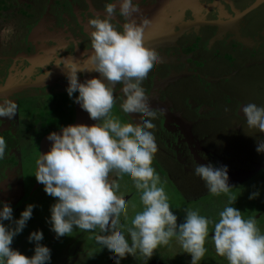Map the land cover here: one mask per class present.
<instances>
[{"label":"flooded vegetation","instance_id":"af4514ba","mask_svg":"<svg viewBox=\"0 0 264 264\" xmlns=\"http://www.w3.org/2000/svg\"><path fill=\"white\" fill-rule=\"evenodd\" d=\"M13 1L18 6L11 14L14 24L10 26L7 23L9 13L6 7H3L0 15V96L12 99L17 106L16 113L11 118H0V137L5 141L4 156L0 158V177L2 176L0 202L10 204L11 208L18 202L20 190L24 191L21 178L28 173L34 174V170L29 168L27 173L25 166H22V169L15 168L25 142L32 139L27 138L21 142V136L27 132L29 135L41 132L45 136L50 131H59L61 126L75 123L78 113L77 103H74L65 91V82L63 88L60 87L61 82H56L58 78L65 77L63 71L66 72L67 69L57 67L53 75H47L50 72L51 61L58 59V63L62 64L63 57L74 59L78 66L84 68L83 72H77V77L83 80L87 78L83 74L90 77L98 75L87 70L91 66L86 63V56H81L86 50L83 49L79 37L63 36L55 22L52 24L50 18H44V14L49 11L64 12L68 0H4V4L11 7ZM253 1L135 0L138 12L132 16L137 23L141 19L148 20L144 25V45L147 50L155 48L158 53L156 55L158 63L150 78L143 83V88L150 107L158 113L153 121L152 131L157 138L155 143L157 147L160 146L162 157L154 155L152 163L159 169L161 175L167 174L163 152L168 154L167 159L169 156H173L174 160L188 157L192 164L211 162L214 165L215 161L221 162L226 156V162H230V165H227L230 194L236 196L239 192V183L253 176L259 168H264V162H254L253 165L246 167L235 164L240 163L239 160H245L244 148L247 138L264 139V134L248 130L244 126L242 112L244 104L251 102L260 105L264 97V3L250 13L241 15ZM83 3L84 7H72L74 15H78L80 24L82 19L86 21L90 13L99 16L105 14L103 3L97 5L94 0H83ZM202 3L209 4L204 12L212 7L224 12L222 15L219 14L222 17L220 22H210L211 18L197 16ZM41 6L46 9L45 13L44 10L41 11ZM116 6L118 7V4ZM113 22L119 26L122 19L114 16ZM52 25L54 28L57 27V31L49 28ZM58 31L59 33H56ZM230 38L233 39V44L225 46L224 41ZM221 56L226 59L220 60ZM225 71L230 73L228 78H224ZM221 84L228 89L236 85L241 92L233 96V99L229 90H225V94L217 97L213 91ZM37 93L39 96L43 93L50 101L49 115L40 113L35 119L30 120L26 117L31 113L30 97ZM226 93L231 96H227ZM57 95H61V105L55 109ZM215 97L226 98L228 106L220 104ZM121 98L120 85H116L114 88L116 103L112 111L118 113L117 118L122 122L139 124L142 117L128 116L119 110ZM228 117L231 119L226 120L230 124L223 134L226 135L225 143L213 146V141L208 135L214 138V130L208 128V123L224 121ZM203 123L205 125H202ZM166 130L167 134L161 132ZM42 142L43 140L39 144L40 152L43 150ZM222 147H225V153L227 149L233 156L230 152L226 155L221 154ZM8 167L11 168L5 171ZM33 168L35 169L34 162ZM6 172L8 173L4 178ZM167 175L173 181L170 174ZM32 178L28 187L38 193L42 184L38 183L35 177ZM197 179L200 189L196 194H192L188 201L208 194L203 181L199 177ZM182 181H179V185H183ZM174 187L182 193L177 183ZM122 197L128 203L133 200L134 193ZM185 199L183 196V200ZM208 202L201 201L204 204ZM202 209L204 213L208 210ZM263 213L264 207L261 214ZM208 229L210 230V226ZM81 232L77 231L73 238L65 240L63 250L60 252L62 254H58L61 248L54 247L56 239L45 245L50 252L54 250L58 255L52 259L51 264H72L78 254L85 252L82 245L85 237L80 240V244L72 245L73 239ZM209 246L212 254L197 264H220L221 259L216 255L211 242ZM10 247L18 250L13 242ZM21 251L26 256L33 252L31 247L28 251L23 249ZM107 259L114 263L113 255L109 254ZM138 259V264H190V255L182 252L175 238L170 239L166 245H158L147 260L142 256ZM121 262L125 264V259L122 258ZM127 264L132 263L129 261Z\"/></svg>","mask_w":264,"mask_h":264},{"label":"clouds","instance_id":"9594fccd","mask_svg":"<svg viewBox=\"0 0 264 264\" xmlns=\"http://www.w3.org/2000/svg\"><path fill=\"white\" fill-rule=\"evenodd\" d=\"M103 8V16L94 15L87 20L89 47L81 54L91 66L87 70L98 75L81 81L77 72L84 68L74 59L63 57V63L56 64L67 69L63 72L68 97L94 123L68 124L61 126L59 132L50 131L46 137L50 147L39 151L34 161L35 180L55 198L47 220L50 230L56 237L72 234L74 226L82 232H92L99 246L97 251L107 250L113 255L114 264H119L125 255L138 254L147 260L158 245L175 238L182 252L190 255V264H197L205 254L208 226L212 225L215 253L227 264H264V233L254 217L245 219L232 206L236 196L229 193L227 166L217 167L209 162L194 163L192 167V174L203 181L210 195H226L227 202L218 212V219L213 222L199 214L198 209L185 208L183 222L177 223L163 184L152 167L157 152L152 129L158 113L150 107L143 83L153 73L158 57L144 45V25L148 20L137 23L132 16L138 12L135 0H107ZM114 16L122 19L119 26L113 23ZM116 85H120L122 93L119 110L128 116L142 117L139 124L122 122L112 115ZM16 107L12 99L0 96V118H11ZM242 112L244 126L264 134V105L250 102L244 104ZM255 150L264 153V140L256 139ZM4 152L5 141L0 137V158ZM112 176L131 179L140 193L141 208L130 221L127 201L115 194L118 185ZM258 195V191L251 192L248 198ZM32 208V204L26 205L19 218L13 220L10 204L0 202V264L50 261V249L40 243V230L27 237L34 242L31 256L10 247L13 237L31 217ZM5 220L9 225H5Z\"/></svg>","mask_w":264,"mask_h":264},{"label":"rangeland","instance_id":"374dc122","mask_svg":"<svg viewBox=\"0 0 264 264\" xmlns=\"http://www.w3.org/2000/svg\"><path fill=\"white\" fill-rule=\"evenodd\" d=\"M96 2L97 5H99L98 3H103L105 4L107 2V0H94ZM207 3H202L200 5V10L199 12H197V16L201 17V18H211L210 22H220L219 20L222 18L221 16H219V14H224V12L222 11H218V9L216 10L215 8H210L209 11L204 12L205 10H207L208 8ZM212 5V4H211ZM84 7V3L83 0H68V6L67 9L62 12V11H49L46 14H44V18H50L53 22L56 23V25L58 26V29L61 30V34L63 36H76L79 37L78 39L81 40V44L83 49L87 50L89 47V42L87 39V32L89 30V25L87 24V20L94 16V15H99V14H95V13H90L89 15H87V19L86 21H84L82 19L81 24L79 23V19H78V15L75 16L74 12L72 11V7ZM215 6L217 8L218 5L215 4ZM15 7H18L17 4L13 1V5H11V7L9 5H6V9L7 12L9 13V19L7 21L8 24L13 25L14 21H13V17L11 16V14L16 11L14 10ZM69 7V9H68ZM39 8V7H38ZM41 11L44 10V13L46 12V9L44 8V6L40 7ZM19 22V21H18ZM17 22V23H18ZM114 23V22H113ZM115 24V23H114ZM52 31H57V27L54 28L53 25L49 27ZM56 33H59L56 32ZM80 35L81 38H80ZM83 38L85 40H83ZM240 41V39H239ZM225 46H230L233 44V39H228L226 41H224ZM235 44V43H234ZM150 52H153L155 55H158V53L156 52L155 48L153 49H148ZM61 54V53H60ZM59 54V55H60ZM223 56H221L219 59L222 60ZM226 59V58H225ZM52 63L49 65L50 69H49V73L47 75L50 74H54V71L57 69V63H58V59H55L53 61H51ZM48 65V64H47ZM45 65V66H47ZM44 71V70H43ZM258 71V70H257ZM48 72V71H47ZM46 72V73H47ZM226 76H224V78H228L229 74L228 71H225ZM259 73V72H258ZM85 77L89 78L90 75H86L83 74ZM78 80H83V78H79L77 77ZM56 82H61V86L60 87H64L63 83L65 82V85H67V81L65 79V77L63 78H58L56 80ZM225 84V83H224ZM224 84L221 85H217L216 89H214L213 93L218 97L220 95L225 94V90H229L231 95L227 94V96H231L233 99V96H236V94L238 92H241V90H238V87H236V85L234 87H232L231 89L228 88H224ZM224 86V87H223ZM66 87V86H65ZM241 89V87H239ZM42 95L39 96V94L37 93L36 95H31L30 97V114L26 117H28L30 120L35 119V117L37 115H39L40 113H43L46 115V113L49 115V108L48 106H50V101L44 96L43 93H41ZM74 96L76 95V93H73ZM215 97L218 102L220 104L223 105H227V100L226 98H217ZM61 99V95H57L55 96V100H56V108H59V106L61 105L60 102ZM262 101L264 102V97H262ZM262 102V103H263ZM262 103L260 105H262ZM228 106V105H227ZM112 115L119 117L118 113H116L115 111H112ZM59 116V115H58ZM231 118H227L224 119V121H212L210 123H208V128L214 130V138L210 135H208V137L210 138V140L213 141V146L218 145V144H224L225 143V139H226V135L225 134V130L228 127L227 125L230 124L229 121L226 120H230ZM228 122V123H226ZM202 125H205V123H203ZM211 126V127H210ZM43 129V128H41ZM40 129V130H41ZM163 134H167L168 130H166L165 132L161 131ZM47 135V134H46ZM45 135V136H46ZM43 135V133L41 132H36L34 133V135H29V132H27L26 134L21 136L20 141L24 142L27 138H32L30 141L25 142V146L22 148V155L18 158V163L17 166H15L16 169H22V166H25V170L28 173V168L30 170H34L33 168V162L35 161V159L37 158V154H39V144L41 143V141L43 140V138L45 137ZM256 139L257 140H264L262 137H249L245 140V148H244V161L239 160L240 163H235L237 164L239 167L243 166H249V165H253L252 163L254 162H264V153H257L255 150L256 147ZM157 138L155 136V142H156ZM218 143V144H217ZM222 152L221 154L226 155L227 153H229L230 151L226 149V153H225V147H222ZM160 146L157 147V152L155 153V156H161V151H160ZM166 154L165 152H163V156L165 158V164H166V170H167V174H170V176L173 178V181H171V178L166 174V175H161L159 172V169L155 168L153 163H152V167L155 171V173L159 176L160 181L163 184L164 190L168 196V202L169 205L171 207V210L175 213V215L177 216V222L182 223L183 222V218H184V209L185 208H191V209H198L199 210V214L204 215L206 217H209L213 220V222H215L218 219V212L221 211L225 205V203L227 202V197L225 194H220L218 196H213L208 194H203L200 195L199 197L197 196L195 199L193 200H189L191 199V195L192 194H196V191H198L199 188V184H198V179L197 176H194L192 174V167L194 164L190 163V160L188 157H185L182 160H174L173 156H169L170 158L167 159L166 158ZM230 154L232 155V153L230 152ZM168 155V154H167ZM233 156V155H232ZM168 163H167V161ZM31 162V163H30ZM178 162V164H177ZM227 166L230 165V162H226V156H224L221 159V162H217L215 161L214 166ZM255 167V166H252ZM11 167H8L5 171H8ZM2 171V170H1ZM8 172H6L4 174V178L6 177ZM177 174V175H176ZM34 175H30L29 173L27 175H24L21 178L22 184L24 186V191L19 193L18 196V202L15 203V205L12 207V217L13 220L19 218V214L20 212L26 207V205L28 204H32L33 208H32V214L31 217L26 221V224L24 226V228L21 230L20 233H18L17 235H15L12 239V242L14 243L15 247L18 249V251L22 252L21 249H23V251H28L31 247V250H33L34 248V242H30L27 237L29 235L30 232L32 231H36V230H40L42 233V240L40 241L41 244L43 245H48L49 243H52L54 241V239H56V242L54 243V247L56 249L61 248L60 251L58 252V254H62L60 253L63 250L64 244H65V240L67 241V239L69 238V240L71 238H73L72 236L77 232L80 231L78 229L75 228V226L73 227V232L70 235H65V236H61V237H56L55 233L53 231L50 230V224L47 222L48 217L50 215L49 213V208L50 205H52L55 202V198H53L52 196L46 194L43 190V186L41 185L40 187V191L34 192V189H30V187H28L29 182H31L33 180ZM2 179V176L0 177V180ZM112 180L118 185V190L116 191L115 194H118L119 196H123V195H127L129 193H134V198H132L133 200L127 203V215L129 218V221L131 220V218L134 216V214L140 210L141 205H140V201H139V196L140 193L135 189V187L133 186V182L131 179L127 178V177H122V176H112ZM182 181L183 185H179V181ZM179 186V188L182 190V193L178 191V189H175L174 184H176ZM258 191L259 195L256 196L253 199H249V194L251 192H255ZM180 195H179V193ZM229 193H231V191L229 190ZM185 196V200H183V196ZM202 202H208L207 204L201 203ZM201 203V204H200ZM233 207L239 209L241 211L242 216L247 219L248 217H254L256 219V223H257V227L260 229V231L262 233H264V213L261 214L263 207H264V168L262 169H258L256 171V173L253 176H250L249 178L245 179L244 181H242L241 183H239V192L236 193V199L232 205ZM202 208H208V210L204 213V209ZM259 215V216H258ZM259 217V219H258ZM5 225H9V221L5 220L4 221ZM123 223V220H122ZM210 226V230L209 232H212V225ZM98 231V230H97ZM85 237V240L82 242V245L84 246L85 252L84 253H80L76 256V258H74V261L72 262V264H114L112 260L107 259V256L109 255V253L107 252V250H100L97 251L99 246L96 244L95 240H94V234L92 232H84V233H80V235L77 237H75L73 239V244L72 245H77L80 244V240ZM211 242V234H209V236L206 238L205 240V254L202 257V260L206 257L212 254L211 249H210V242ZM79 249V248H78ZM214 249V247H213ZM79 250H82V248H80ZM97 251V252H95ZM94 252V253H93ZM88 253H93L91 256L88 255ZM33 254V252H31V255ZM30 255V256H31ZM137 254V256H133V255H125L124 259H125V264H127L129 261L132 264H138L139 263V256ZM58 255L57 253L52 250V252H50V261L46 262V264H51L52 259L57 258ZM138 257V258H137ZM219 257V256H218ZM114 258V257H113ZM221 261L220 264H227V261L220 257ZM119 264H124L121 262H119Z\"/></svg>","mask_w":264,"mask_h":264},{"label":"water","instance_id":"95a60500","mask_svg":"<svg viewBox=\"0 0 264 264\" xmlns=\"http://www.w3.org/2000/svg\"><path fill=\"white\" fill-rule=\"evenodd\" d=\"M263 2H264V0H256V2L249 7V9H247L246 11L243 12V15L247 14L250 11H252L254 8H257ZM166 4H168V3H166ZM163 6H164V4H163ZM76 123H84V124H92V123H94V121L89 119L88 114L84 110H82L79 107V105H78V113H77V116H76V120H75V123H73V124H76ZM56 132H59V131H56ZM46 137H47V135L44 137L43 142H42V144H43L42 152L47 151L48 148L50 147V141H48L46 139Z\"/></svg>","mask_w":264,"mask_h":264},{"label":"trees","instance_id":"16d2710c","mask_svg":"<svg viewBox=\"0 0 264 264\" xmlns=\"http://www.w3.org/2000/svg\"><path fill=\"white\" fill-rule=\"evenodd\" d=\"M3 7H6V4H4V0H0V15L2 13V9ZM55 111V110H54ZM57 124V123H56ZM59 126V125H56V127Z\"/></svg>","mask_w":264,"mask_h":264},{"label":"crops","instance_id":"0c3cea01","mask_svg":"<svg viewBox=\"0 0 264 264\" xmlns=\"http://www.w3.org/2000/svg\"><path fill=\"white\" fill-rule=\"evenodd\" d=\"M255 2H256V0H254V1L250 4V6H251L252 4H254ZM263 3H264V2H263ZM263 3H262V4H263ZM262 4H261V5H262ZM261 5H260V6H261ZM250 6H249V7H250ZM260 6H258V7H260ZM249 7H248V9H249ZM258 7H257V8H258ZM257 8H254L253 10H255V9H257ZM253 10H252V11H253ZM245 11H246V10H245ZM239 12H240V11H239ZM250 12H251V11H250ZM250 12H248V13H250ZM241 15H243V12L241 13Z\"/></svg>","mask_w":264,"mask_h":264}]
</instances>
